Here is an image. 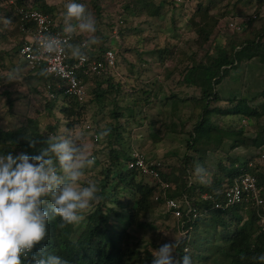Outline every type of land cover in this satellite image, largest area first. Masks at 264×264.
<instances>
[{"label":"rangeland","instance_id":"rangeland-1","mask_svg":"<svg viewBox=\"0 0 264 264\" xmlns=\"http://www.w3.org/2000/svg\"><path fill=\"white\" fill-rule=\"evenodd\" d=\"M16 1L5 0L1 2L0 16H7L10 12L9 5L16 4ZM45 1L55 8V21L58 24L66 25L65 5L70 0ZM131 1L99 0L103 12L96 28L101 33L100 37L95 36L98 38V42L89 44L88 49L89 54L96 56L99 55L98 48L101 46L120 47V52L116 54L117 64L115 63L113 73L117 80L115 82H119L116 84H120L118 85L120 93H110L106 105L92 104L90 109L83 113L81 120L73 129L68 130L64 126H60L56 134V136H63L67 132H71L73 137L83 134V140H78L77 143L86 147L90 158L94 157V164L84 170L85 174L80 181L81 186H87V183L91 181L99 187L98 182L103 180L100 171L106 165L104 156L107 152V138L106 136L101 138L99 134L120 122V120L116 122L110 117V112L114 109L111 100H115L122 110H133L131 118L135 122L131 119L125 120L126 124L125 121H121L122 124H125L122 148L127 150L128 153L133 150V152L141 153L148 161L158 162L164 170L172 171L173 179L187 181L188 174L182 176L180 172L184 156L194 160H197L200 156V154L198 155L186 149L189 132L193 124L199 119L204 104V102H195L194 100L201 98L199 88L208 84L203 72V69L208 67V61L203 59V50H199L194 45L197 36L192 31L188 20L194 18L198 4L208 7L209 14L212 16L219 17V15L224 14L214 32L221 42H228L229 39L234 38L237 28H242L241 24L254 14L257 0H231V2H229L230 0H180L176 2L184 5L176 7L166 5L161 0H152L151 7L158 9V16L152 18L147 15L146 0H136L135 9H126L125 6ZM24 2L26 5H30L33 0H25ZM87 2L88 0L81 2L85 5L86 10L89 8ZM120 20H125L122 28L128 30L122 29L124 31L123 38L119 36L121 30ZM195 20L198 22L200 17L197 16ZM261 20H264V18H260ZM118 21L119 38L115 39L113 31ZM260 21L253 22L251 28L258 27L262 22ZM70 22L73 25L77 24L75 19ZM213 26V19H209L206 28L210 31ZM1 32L4 33L3 30ZM6 33L10 35L8 29ZM85 35L92 36L94 34L85 33ZM18 38L14 35L9 37L8 42L0 40V92L8 90L11 98L15 99L14 117L12 121H9L10 117L6 115V98L0 97V118L2 116L7 120L6 126L8 125V128L13 127L14 124V126H20L26 123L27 120L37 119L40 132L48 138L51 134L46 126L53 125L55 118H59L58 120L62 122L63 117L60 114L56 115L43 109L40 99L34 91L37 88V81L31 79L28 67L16 55V41ZM157 50H164V54L160 57L156 52ZM197 65L200 67L196 68ZM191 66L194 69L185 74L184 79L187 82L185 83L182 76L183 71ZM16 70H19V78L6 79L7 74H12ZM263 82L264 66L257 59L242 63L215 88L221 101L212 103L210 107L224 110L228 106L227 100L234 98L237 100L240 98L251 100V98L262 92L264 89ZM85 85L89 94L92 87L89 83ZM103 86L106 87L105 84ZM173 95L178 100L176 110L172 109L173 99L167 100ZM148 97L149 99H147ZM145 101H147L146 104H144ZM249 103L259 108L260 105L264 104V100L258 97L254 102L249 101ZM138 111L142 112V115H137L136 112ZM210 123L222 132L242 129L245 137L255 138L259 131V125L264 124V118L259 119V121L253 119L249 123L245 119L236 116H222L213 113L210 117ZM91 124L93 129H87L86 127ZM95 132L99 137L98 142L91 138L93 133L96 134ZM155 132L160 137V142L154 143V140L150 137V134ZM231 143L232 141L228 138H224L221 143L212 142L208 145L201 142L196 143L194 149L204 154V159L203 163L197 161L191 169L195 170L199 165L208 171L218 172L220 165H228V158H237L240 162L252 160L254 164L259 152H262L260 157L264 156V147L260 150L255 148L230 150ZM5 154H7L6 151L0 152V155ZM260 157L257 163L261 166L264 164V158L261 159ZM98 161L99 163H97ZM190 170L188 171L190 172ZM207 174L205 179L210 176L209 172ZM134 180L136 183L142 182V184L152 187L156 183L150 178L145 179L140 176H137ZM114 186V183L109 182L108 189L110 190ZM157 193L156 188L153 196L158 195ZM121 195L119 200L129 207L139 197L130 196L127 191ZM153 200L151 199V202L154 206ZM109 206L115 208L113 204L109 203ZM89 209L83 213L84 219ZM84 221L74 224L75 228L77 230L82 228ZM126 232L125 246L137 251L138 259L145 262V264H152L155 249L165 243L175 242V240L180 241L181 238H184L182 232H177L176 220L171 216L167 217L162 206L155 207L154 212L140 222H133ZM224 232L225 230L221 228L214 229L207 219L191 232L190 247L187 249V254L198 259L195 249H198V244L201 243L199 253L203 254L204 258L211 257L218 248H225V244L220 239ZM173 255L175 256V253ZM209 264L211 263L209 262Z\"/></svg>","mask_w":264,"mask_h":264},{"label":"trees","instance_id":"trees-1","mask_svg":"<svg viewBox=\"0 0 264 264\" xmlns=\"http://www.w3.org/2000/svg\"><path fill=\"white\" fill-rule=\"evenodd\" d=\"M5 0H0L4 2ZM7 1V0H6ZM25 0H17L16 4L9 5L10 12L7 16H0V40L9 41V37L18 36L16 45V55L20 58L19 50L23 45L25 38L21 28L20 15L18 14L17 7L29 6L32 9L42 11L49 15L54 21L56 11L53 6L48 4L45 0H33L30 5H26ZM138 1V0H137ZM136 0H132L126 9H135L137 5ZM166 5L183 6V3H178L176 0H161ZM76 2H83V0H76ZM147 15L149 17H157L158 9L151 7L152 0H146ZM231 2V0L229 1ZM228 2V3H229ZM89 8L87 12L90 13L96 21L102 15L103 8L99 0H88ZM210 3V2H209ZM17 5V6H16ZM264 0H257L255 12L247 18L246 22L242 23V28L235 32L233 39L228 42H221L214 32L219 20L224 14L215 17L209 14L208 7L198 4L194 14V18L189 19L192 31L196 34L197 40L194 45L203 50V59L208 61V67L203 69L205 73L207 86H202L201 98L193 99L196 101L204 102L202 110L199 114V119L192 126L189 132V140L186 143L187 151L200 154L197 160L184 156L182 160V167L180 172L182 176H187V181L173 179L172 171L168 169L158 168L159 180L161 183L167 185L166 188H160L159 183L154 186L142 184V182H135V178L140 176L148 179L147 176L142 175L136 170H126L125 166L130 161L133 151L130 153L124 150L122 141L125 133L126 121L131 119L133 122L132 109L122 110L118 107L115 100H111L114 109L110 112V117L119 123L110 126L107 129L106 135V148L107 152L104 156L105 167L100 171L103 180L99 181V202H93L89 211L85 216L84 226L76 229L74 224H66L64 227L60 226L61 219L54 217L48 223V236L40 245H37L33 250L41 249L46 255H57L66 259L70 264H145L142 260L138 259V253L131 247H126L127 229L133 222H140L148 215L152 214L155 207H163L164 213L167 217L171 216L176 220L177 232L181 230H189L184 238L179 241V247L175 249V256L179 258L187 254L184 250L189 249L190 234L194 229H197L207 219L210 221L214 229L221 228L225 230L220 239L225 244V248H218L214 254L209 258H204L203 254L199 253L201 243L198 244L197 258L191 256L192 264H264V262L256 259L264 254V204L262 206H252L250 204L234 205L228 208H214V204L210 201H203L201 196L203 194H218L215 201L222 203V193L225 187L233 182L234 179L243 175L244 173H251L258 179V185L262 188L261 195L264 198V164L257 163L260 153L253 168H249L248 164L253 163L252 160L240 162L239 159L228 158L227 166H219L218 172L208 171L210 176L201 182L200 177L196 174L194 169H191L197 161L203 163L204 154L195 150V144L201 142L208 145L212 142L221 143L224 138L232 141L230 150L237 148H255L261 149L264 147V124L259 125V131L255 138L245 137L243 130L226 131L218 129V127L210 123V117L213 113H218L222 116H236L240 119H245L251 123L253 119L259 121L264 118V104L259 108L254 107L249 101L254 102L258 97L264 100V89L261 93L251 98V100L240 98L227 100L228 106L224 110L211 108V104L221 101L220 96L215 88L219 86L222 81L229 76L230 72L236 70L242 63L251 62L257 59L259 63L264 66ZM132 12V11H130ZM1 13V11H0ZM199 16L200 20L196 22L195 18ZM10 19L11 23L6 24L4 21ZM209 19H213L214 26L209 31L206 24ZM255 21H260L258 27L251 25ZM56 22V21H55ZM121 30L119 36L123 38L124 31L122 27L125 20H120ZM57 23V22H56ZM119 21L117 22V26ZM57 27L64 32L65 25L57 23ZM10 32V35L6 31ZM250 29L248 32L246 30ZM125 30V29H123ZM125 31H128L127 29ZM100 30L94 33V36L100 37ZM242 36V38H240ZM72 43L81 44L82 41H89L91 36L85 35L76 31L72 34ZM111 49L116 58V54L120 52V47H104L98 48L99 55L90 56V60H97L104 64L103 53L105 50ZM160 57L164 54V50L156 51ZM161 59V58H160ZM190 61V60H189ZM191 62V61H190ZM23 64L26 63L23 61ZM117 64V59H116ZM27 66V65H26ZM28 67V66H27ZM192 67V68H191ZM186 68L183 71V79L185 74L194 69L193 66ZM200 67L199 65L196 68ZM31 79L37 81V88L35 94L40 99L43 109L47 112L50 111L56 115H62L63 121L55 118L53 125L49 124L46 127L51 136H56L58 128L64 126L66 129L71 130L81 120L83 113L90 109L92 104H104L110 93H120L119 86L114 72L108 69H103L101 73H89L88 75L79 74V78L84 84L89 83L92 87L88 97L83 102H78L74 97L64 94L62 88L58 89L57 85L60 84L58 79L47 75L42 67L36 66L34 68L28 67ZM10 74H7L6 79H10ZM29 77V79H30ZM185 83V79L183 80ZM106 85L104 88L103 85ZM264 85V82H263ZM264 88V86H263ZM1 98H6V115L10 117L8 120L12 121L14 117L13 108L15 99L11 98L8 90L0 92ZM149 99V97L147 98ZM173 99L171 105L172 109L176 110L177 97L171 96L167 100ZM145 101L144 104H146ZM138 105V104H136ZM261 109V111H259ZM45 112V113H46ZM127 113V114H125ZM136 114H141L138 111ZM55 117V116H54ZM58 117V116H56ZM125 121L123 124L121 121ZM36 120H27L26 123L20 126L8 128L6 126L7 120L0 118V152L6 151L7 154L11 153L16 156L20 153L28 154L29 156H36L40 151L47 147V139L38 128ZM161 124V123H160ZM159 125V124H156ZM92 128V124L89 125ZM159 129V128H157ZM95 130V129H94ZM159 131V130H157ZM94 132V131H93ZM96 133V132H95ZM94 134V133H93ZM97 134V133H96ZM154 143L160 142V137L157 132L150 134ZM93 140V136L91 137ZM203 153V152H202ZM93 157V156H92ZM94 158V157H93ZM101 161V160H100ZM99 163V161L97 162ZM191 169V170H190ZM190 170V172L188 171ZM208 175V174H207ZM109 182L114 183V187L108 189ZM155 182V181H154ZM157 188L158 195H154V189ZM127 191L130 196H139L131 207L124 204L119 197L122 193ZM186 197L190 205L196 209L198 217L191 219V215L186 214L185 206L181 209L182 216L176 219L163 205L164 199L181 200ZM157 198V200L155 199ZM151 199H154V206ZM115 205V208L109 206ZM224 204V203H223ZM183 224V226L181 225ZM39 255V253H37ZM244 257L241 259V257ZM22 259H24L22 257ZM28 264V261H25Z\"/></svg>","mask_w":264,"mask_h":264},{"label":"clouds","instance_id":"clouds-1","mask_svg":"<svg viewBox=\"0 0 264 264\" xmlns=\"http://www.w3.org/2000/svg\"><path fill=\"white\" fill-rule=\"evenodd\" d=\"M65 8L67 38L45 35L39 40L40 46L49 54L68 51L73 57L84 60V49L97 43L98 38L92 35L89 41L79 45L70 42L71 35L77 30L94 34L96 21L85 5L76 0H70ZM73 19L77 24L70 22ZM4 22L10 24L11 20ZM18 73L16 70L9 78H19ZM107 134L105 130L99 135L103 138ZM78 140H83V134L77 137L71 132L63 136L50 135L47 147L39 155H0V264H25V261L28 264H70L60 256L46 255L43 245L36 252L33 250L48 236L50 219L59 217L61 227L78 224L84 220L83 213L92 203L100 200L97 195L100 189L95 182L81 186L84 170L94 164V159ZM195 171L204 182L206 170L197 165ZM177 247L179 241L175 240L155 249L152 264H192L189 254L179 258L173 255ZM256 259L264 262V254Z\"/></svg>","mask_w":264,"mask_h":264},{"label":"built area","instance_id":"built-area-1","mask_svg":"<svg viewBox=\"0 0 264 264\" xmlns=\"http://www.w3.org/2000/svg\"><path fill=\"white\" fill-rule=\"evenodd\" d=\"M180 1V0H176ZM23 26L21 31L25 41L19 50L20 58L30 68L40 66L47 75L52 76L60 81L57 88H62L65 95L74 97L78 102H83L88 97L86 85L83 83L79 74L88 75L89 73H101L103 69H108L114 72L116 58L111 49L105 50L103 53L104 64L97 60H90L89 46L84 49L86 59L80 60L71 55L70 52L65 51L60 54H49L43 51L39 40L42 36L51 35L57 36L60 39H66L67 34L57 27V23L47 14L42 11L32 9L29 6L17 8ZM121 24V22H120ZM118 28L116 26L113 31V37L118 39ZM240 28L238 27L237 30ZM72 35L70 42L72 43ZM86 40L82 41L80 45L85 44ZM90 130V126L86 127ZM95 142H98L99 137L93 134ZM261 159L264 158L262 155ZM253 163H249L248 167L253 168ZM158 162L148 161L141 153L133 152L130 161L126 164V170H136L142 175L156 181L160 184V188H166L167 185L159 180ZM262 188L258 185V179L255 175L247 172L233 182L227 185L222 193V203L216 202L215 194H203L201 199L203 201H210L214 204V208L219 209L228 208L234 205L250 204L252 206H262L264 198L261 195ZM157 200V198H155ZM224 203V204H223ZM165 209L169 211L176 219L182 216L181 209L185 206L186 214L191 215V219L198 217L196 209L189 204L186 197L181 200L164 199L163 203ZM183 226V224H181ZM187 230H181L182 236L185 237ZM187 249V248H186Z\"/></svg>","mask_w":264,"mask_h":264}]
</instances>
